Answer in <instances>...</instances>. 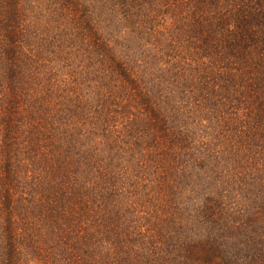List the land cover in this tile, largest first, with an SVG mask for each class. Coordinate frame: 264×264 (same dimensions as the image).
I'll return each mask as SVG.
<instances>
[{"label": "trees", "instance_id": "1", "mask_svg": "<svg viewBox=\"0 0 264 264\" xmlns=\"http://www.w3.org/2000/svg\"><path fill=\"white\" fill-rule=\"evenodd\" d=\"M0 264H264V0H0Z\"/></svg>", "mask_w": 264, "mask_h": 264}]
</instances>
